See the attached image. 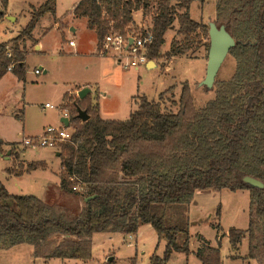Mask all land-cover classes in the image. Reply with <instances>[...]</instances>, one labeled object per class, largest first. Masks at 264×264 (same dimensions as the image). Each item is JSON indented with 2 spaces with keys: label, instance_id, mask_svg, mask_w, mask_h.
<instances>
[{
  "label": "trees",
  "instance_id": "trees-1",
  "mask_svg": "<svg viewBox=\"0 0 264 264\" xmlns=\"http://www.w3.org/2000/svg\"><path fill=\"white\" fill-rule=\"evenodd\" d=\"M8 1L2 0L4 7ZM193 1L80 0L72 13L86 18L87 27L96 31L100 52L107 35L125 33L135 22V11L152 12L154 37L147 51L152 59L161 55L166 33L178 20L177 34L184 38L172 39L165 54L172 58L188 54L202 33L209 36V24L190 15ZM56 3L32 5L22 32L0 42V79L8 72L25 79L22 44L33 38L44 15H56ZM214 22L225 25L234 37L230 54L237 60L230 79L216 80L215 97L198 108L185 81L174 102L177 111L167 109L163 100L170 87L157 100L142 95L125 120L103 118L90 95L71 98L70 122L75 130L72 140L62 144L60 189L80 198L82 207L76 212L36 195L13 194L0 181V249L30 243L36 258L88 260L94 233L136 234L141 225L151 224L166 241L164 254L154 253L151 264H167L175 252H191L189 208L196 191L227 188L250 193L249 225L229 230L232 248L247 237V257L264 264V187L245 181L252 176L264 182V0H217ZM78 107L88 113L86 121L78 116ZM45 166L33 161L25 170ZM78 182L82 190L73 188ZM220 214L219 206L216 216ZM212 226L221 230L220 224ZM199 241L194 253L201 264H223L220 239L218 246L204 236Z\"/></svg>",
  "mask_w": 264,
  "mask_h": 264
},
{
  "label": "rangeland",
  "instance_id": "rangeland-1",
  "mask_svg": "<svg viewBox=\"0 0 264 264\" xmlns=\"http://www.w3.org/2000/svg\"><path fill=\"white\" fill-rule=\"evenodd\" d=\"M45 0H9L6 7L0 3V42L9 41L17 36L28 24L31 18L30 4L36 6ZM77 0H57L56 16L46 14L37 25L33 34L38 39L27 38L24 45L26 50V76L19 80L12 72H8L0 79V135L4 139L15 143L8 147H1L0 157H13L14 164L11 173L17 174L27 166L24 162L49 158L53 156V148H23L20 142L27 135L43 132L49 125H59V120L64 113L71 114V99L63 103V95L66 87H78L77 85L88 83L93 89L92 97L96 98L95 88H99L101 98L99 102L100 113L106 119L125 120L130 113L137 109L139 99L146 95L152 100H157L159 94L165 92L164 102L166 108L177 111L178 102L182 92V85L187 81L191 93L198 108L215 97V87L206 89L201 85L202 76L207 72L209 36L203 33L198 43L185 55H177L168 58L165 54L170 48L174 37L182 40L183 35H178L179 22L176 20L172 28L166 33V42L161 48V55L157 58H149L147 64H141L138 68L126 66L129 55L126 52L107 48L106 38L103 50L96 53L94 50L95 35L86 25L85 18H74L70 14ZM173 3L177 0H172ZM217 0H196L190 5V15L199 22L214 21L216 16ZM1 11L3 13L1 14ZM142 11V10H141ZM181 12L184 9L180 10ZM143 12V11H142ZM136 22L130 23L125 33L143 36L146 30H151L152 12L148 14H133ZM74 20V22H73ZM63 26L62 30L59 29ZM78 26L73 32L71 26ZM65 31L63 36L62 31ZM199 32V31H198ZM112 34H115L112 33ZM76 42L77 46L69 45V40ZM39 41L41 49H37L35 43ZM11 46V45H10ZM83 49L78 53V49ZM119 59L122 62L119 63ZM237 67V60L228 54L223 61L216 80L230 79ZM36 70L41 73L37 74ZM47 70V73L44 71ZM106 94L105 96L103 94ZM89 95V94H88ZM46 103L53 104V108L45 107ZM71 125L69 132H72ZM14 141V142H13ZM19 145L20 148H17ZM19 150V156L8 154V150ZM61 153L62 147L56 149ZM1 154H3L1 156ZM61 157V156H60ZM28 165V164H27ZM6 162L0 161V181H6ZM60 163L55 161L54 171L37 168L26 174L21 180L12 177L8 182L9 189L14 194L36 195L52 204L69 206L76 212L82 207V200L78 197L64 194L60 189ZM7 183V182H6ZM248 190L232 191L222 190H198L196 200L189 208L190 225V250L189 254L175 252L167 264H201L193 250L198 246V240L203 235L212 245L218 246L221 240V256L223 264H260L257 259L247 257L249 241L245 237L233 249L229 241L231 228L247 229L249 225ZM221 207L220 218L216 216L218 207ZM214 225H221L218 231ZM142 240L136 243L129 237L124 240L117 234L109 238L104 233L93 236L92 257L88 260L54 258L46 264H118L114 259L116 254L119 264H151L150 258L156 253L164 254L166 241L159 239L155 229L147 224L141 230ZM131 240V244L129 241ZM138 254V255H137ZM234 254L233 256H231ZM136 258V261H135ZM45 264L42 259L12 257L7 261L0 260V264Z\"/></svg>",
  "mask_w": 264,
  "mask_h": 264
},
{
  "label": "crops",
  "instance_id": "crops-1",
  "mask_svg": "<svg viewBox=\"0 0 264 264\" xmlns=\"http://www.w3.org/2000/svg\"><path fill=\"white\" fill-rule=\"evenodd\" d=\"M80 0H77V2L76 3H74V6H73V9H74V7H75V5L79 2ZM9 2V1H8ZM8 5V4H7ZM34 5V4H33ZM31 6H32V4H30V9H31ZM36 6V5H35ZM56 6H57V3H56ZM72 9V10H73ZM136 12H138V13H143L141 10H139V11H135L134 12V14L136 13ZM56 14H57V11H56ZM71 16H73L74 18H77L73 13H71L70 14ZM54 16V15H53ZM56 16V15H55ZM216 17V16H215ZM215 17L213 18V19H215ZM43 18V17H42ZM41 18V19H42ZM41 19H40V21H41ZM86 19V18H85ZM40 21L38 22V24L40 23ZM212 21V20H211ZM73 22H74V20H73ZM135 22H136V20H135ZM204 23H206V22H204ZM37 24V25H38ZM86 25H87V19H86ZM37 27V26H36ZM36 27H35V29H36ZM62 28H63V26L62 27H60V23H59V29H61L62 30ZM77 28H78V26H75V25H72L71 26V30L73 31V32H75L76 30H77ZM35 29H34V31H35ZM34 31H33V33H34ZM91 31L94 33V35H95V45H94V50L96 51V53H100L99 51H98V37H97V33H96V31L94 30V29H91ZM62 33H63V36H65V31L63 30L62 31ZM33 40L35 39H38L36 36H35V34H33V38H32ZM71 40V39H70ZM69 40V41H70ZM74 40V39H73ZM27 41V40H26ZM25 41V42H26ZM68 41V42H69ZM35 45H37L36 47H37V49H41V44H40V42L39 41H37L36 43H35ZM70 45V44H69ZM73 46H77L76 45V42H75V44L73 45ZM25 50H26V47H25ZM82 50L83 49H81V48H79L78 49V53L79 52H82ZM48 71L47 70H45L44 71V73H47ZM41 73V72H40ZM39 73V74H40ZM205 75H206V73H204V75L202 76V79H204L205 78ZM78 87H70V86H68V87H66V92L64 93V95H63V98H64V100H63V102H61V104H60V108L62 109V107H63V103L65 102V95L66 94H68V97L71 99H75V98H80L79 97V95H78V91L79 90H81L82 88H84V87H89L90 88V92L88 93L90 96H91V99H92V101H93V104H95V103H99L98 101L97 102H95V99L97 98L98 100L101 98V92H100V90H99V88H95V90H96V98L94 97V99H93V97H92V93L94 92V89L88 84V83H83V84H80V85H77ZM104 96L106 95L105 93L103 94ZM80 99H83V98H80ZM99 107H100V105H99ZM101 114V113H100ZM64 117V116H63ZM63 117H61L60 118V120H59V125L61 126L62 124H63V122H62V118ZM103 117V116H102ZM110 119V118H109ZM39 133H41V132H39ZM39 133H33V134H30V135H27V136H32V135H37V134H39ZM5 137H2L1 135H0V145H1V147H8V146H10V145H13V144H15V143H8V142H11V141H8V140H6V139H4ZM14 142V141H13ZM46 148H48V147H46ZM21 152V151H20ZM19 152V150H17L16 148L15 149H11V150H8V154H13V155H17V156H19L18 155V153H20ZM3 154H1V156H2ZM56 160H58V163H60V169H59V172L57 173V174H60V178H61V172H62V170H63V166H62V158L60 157V153H59V151H57L56 149H55V152H54V154H53V156H51V157H49L48 159L47 158H41V159H37V160H30V161H27V162H24V160H22V162H23V164H25V166H27V164L28 163H30V162H33V161H43L45 164H46V166H45V168H42V167H38V168H42V169H44V170H49V169H51L52 171H54V165H55V161ZM0 161H4V162H6V167H5V170H6V181H5V183H3L4 185H5V187L8 189V191L10 192V193H12L11 191H10V189H9V185H8V182H12V177L13 176H15V177H13V178H15L16 180H21L26 174H29V173H31L32 171H34V170H36V169H33V170H31V171H26V170H24L23 169V171H22V174H20V175H18V174H13V173H11V171H10V169L9 168H11L12 166H13V164H14V160H13V157H10V156H7V157H0ZM7 182V183H6ZM60 182H61V179H60ZM59 182V183H60ZM196 193H197V191H196ZM196 193H195V196H194V202H195V200H196ZM14 194V193H13ZM193 204V203H192ZM191 204V205H192ZM145 225H147V224H143V225H141L140 227H139V230H138V233H136V234H123V233H120V232H96V233H94L93 234V236L95 235V234H97V233H104V234H106L109 238H112L114 235H117V234H119V235H121V236H123V238H124V240L126 241V238L127 237H129L131 240H134L135 239V241H136V243H138L139 242V240L141 241L142 240V238H141V230L143 229V227L145 226ZM149 225H151V224H149ZM152 226V225H151ZM201 236H203V235H201ZM131 240L129 241V244H131L132 242H131ZM92 241H93V237H92ZM198 246H197V248L195 249V250H193V252H195L198 248H199V246H200V244H201V242L198 240ZM210 243H211V241H210ZM212 244V243H211ZM213 246H215V245H213ZM33 251H34V247H33V245L32 244H30V243H21V244H17V245H14V246H12V247H9V248H2V249H0V260H5V261H7L8 262V260L10 259V258H12V257H16V258H21L22 260L24 259V258H34L35 256L33 255ZM174 254H176V253H174ZM195 254V253H194ZM138 255V254H137ZM234 254H232L231 256H233ZM36 258V257H35ZM37 259H42L43 261H44V263L46 264L49 260H52V259H54V258H51V259H43V258H37ZM114 259L117 261V263L119 264V262H118V260H117V257H116V254H115V256H114ZM65 260V259H64ZM135 261H136V258H135ZM8 264V263H7Z\"/></svg>",
  "mask_w": 264,
  "mask_h": 264
},
{
  "label": "built area",
  "instance_id": "built-area-1",
  "mask_svg": "<svg viewBox=\"0 0 264 264\" xmlns=\"http://www.w3.org/2000/svg\"><path fill=\"white\" fill-rule=\"evenodd\" d=\"M2 3V0H0ZM114 33V32H112ZM110 33L106 36L107 48L111 46L114 49L120 50L121 52H126L129 55V61L127 62L126 66H133L138 68L141 64H147L149 58L147 55L148 46L153 41V32L152 30H146L143 36H138L130 33H121L115 32V34ZM132 39V42H130ZM69 44L73 46L75 44L74 40H70ZM8 55H11V50L9 49ZM122 62V59H119V63ZM12 68V65L9 69ZM41 71L36 70V73L39 74ZM45 107L53 108V104L46 103ZM64 117L69 118L70 116L68 113H64ZM70 126H66L64 123L61 126L49 125L47 126L43 132L32 135V136H25L23 140L20 142L21 147L23 148H53L57 149L62 147L64 142H70L72 140V136L74 130L69 132ZM17 148H20L19 145H16ZM16 148V149H17ZM74 180V177H71ZM75 190H82L81 184L75 183L74 187Z\"/></svg>",
  "mask_w": 264,
  "mask_h": 264
},
{
  "label": "water",
  "instance_id": "water-1",
  "mask_svg": "<svg viewBox=\"0 0 264 264\" xmlns=\"http://www.w3.org/2000/svg\"><path fill=\"white\" fill-rule=\"evenodd\" d=\"M208 24L210 26V47L208 50L207 72L204 80L201 82V85L206 86L208 88H212L216 82V77L223 61L225 60L226 56L230 54V50L232 47L235 46L236 41L234 37L230 34V32L226 29L225 25L217 26L214 21H211ZM130 42H132V39H130ZM89 92L90 88L84 87L78 91V95L80 98H85ZM78 116L83 121H86L89 118L88 113L80 107H78ZM62 122L66 126H70L69 118L63 117ZM245 181L249 182L254 186L264 187V182L252 176H246ZM93 197L95 196H88L85 198V200L88 201Z\"/></svg>",
  "mask_w": 264,
  "mask_h": 264
}]
</instances>
